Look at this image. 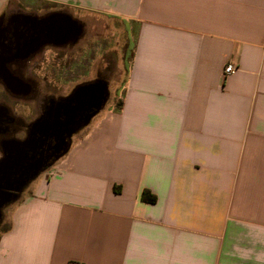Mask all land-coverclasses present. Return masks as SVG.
Masks as SVG:
<instances>
[{"label": "crops", "instance_id": "1", "mask_svg": "<svg viewBox=\"0 0 264 264\" xmlns=\"http://www.w3.org/2000/svg\"><path fill=\"white\" fill-rule=\"evenodd\" d=\"M22 1L134 37L120 107L9 202L0 264H264V0H0V18Z\"/></svg>", "mask_w": 264, "mask_h": 264}, {"label": "water", "instance_id": "2", "mask_svg": "<svg viewBox=\"0 0 264 264\" xmlns=\"http://www.w3.org/2000/svg\"><path fill=\"white\" fill-rule=\"evenodd\" d=\"M13 21L15 41L19 43L22 40L27 49L20 50L15 46V51L12 52L10 43L5 44L1 40V62L9 61L13 57H24L50 39L75 41L82 33L81 24L62 12L50 13L42 19L29 14H19L13 17ZM6 31L0 29L1 39ZM106 98L105 82L79 84L69 95L50 102L43 115L31 124L27 139L11 140L4 146L5 151L0 159V208L15 200L17 193L51 163L48 162L49 158L40 156L47 138L54 136L59 141L53 152L54 160L67 150L66 139L87 122ZM90 107H94L95 111L86 113Z\"/></svg>", "mask_w": 264, "mask_h": 264}, {"label": "rangeland", "instance_id": "3", "mask_svg": "<svg viewBox=\"0 0 264 264\" xmlns=\"http://www.w3.org/2000/svg\"><path fill=\"white\" fill-rule=\"evenodd\" d=\"M16 6L22 11L34 13H41L50 7L47 4H28L24 1ZM79 22L82 33L73 45L62 52L55 51L58 55H55L53 51H46L43 55L44 62L39 65L35 62L39 94L16 98L0 83V104L28 120L39 111L41 97L44 94H50L54 98L67 96L75 86L91 81L95 73L101 72L108 90L105 104L107 108H113L117 97L121 95V87L125 81L130 59L131 40L134 36L128 37L122 23L118 20L102 16H87ZM52 59H57L63 64V77L60 81H54L51 77L54 72L48 64ZM43 75L47 76L46 79L42 77ZM87 122L82 126L83 128L86 127ZM1 153L0 147V155ZM10 204L0 209V233L8 225Z\"/></svg>", "mask_w": 264, "mask_h": 264}, {"label": "flooded vegetation", "instance_id": "4", "mask_svg": "<svg viewBox=\"0 0 264 264\" xmlns=\"http://www.w3.org/2000/svg\"><path fill=\"white\" fill-rule=\"evenodd\" d=\"M19 14H29L35 16L38 19H42L46 17V15L50 14V12L34 13L17 9L15 11L5 13L0 18V29L7 30L6 33H4V37L2 39L0 38V41L3 40L5 44L10 43L11 47H13L12 52L15 51V46H17L20 50L27 49V46L23 43L22 40L19 43H16L15 41V22L13 21V17ZM74 42L75 41H71L68 39H66L65 42L53 41L52 39H50L49 41L43 43L39 48L29 52L24 57H13L11 60L6 62H1L0 60V83H2L4 88L16 98H23L28 95L36 96L37 94H39V89L36 85L38 75L35 72L37 68H34L35 62H37V65H39L41 62H44L45 59L43 58V55L46 51H53L55 55H58V52L55 51L59 50L62 52L64 49L73 45ZM1 51L2 49L0 47V53ZM48 65L51 71L54 72V74L51 75L53 80H62V62H59L57 59H52ZM42 77L46 79L47 76L43 75ZM97 81L101 83L106 82L101 72L95 73L94 78L91 81H86L84 83H94ZM61 97L64 96L54 98L50 94H44L41 97L42 101L40 102L41 106L39 111L35 114L34 117L28 120L24 119L18 114L11 112L5 105L0 104V147L2 150L0 159L3 157V153L5 151L4 146H6V144L11 140L27 139L31 124L43 115L46 107L52 100H56ZM94 111L95 108L90 107L86 111V113H93ZM66 141L68 142V138L66 139ZM58 142L59 141L58 139H56V137H48L46 144L42 147V154L40 156L43 158H49L48 162H52L53 152ZM6 191L11 192L12 194H16L14 191ZM21 191L17 193L18 196Z\"/></svg>", "mask_w": 264, "mask_h": 264}, {"label": "trees", "instance_id": "5", "mask_svg": "<svg viewBox=\"0 0 264 264\" xmlns=\"http://www.w3.org/2000/svg\"><path fill=\"white\" fill-rule=\"evenodd\" d=\"M120 105H121V100L118 99L116 101V107L119 108ZM141 199H142V201L147 202V203H154L156 200L155 196L153 194H151L150 191L147 189L142 190Z\"/></svg>", "mask_w": 264, "mask_h": 264}, {"label": "built area", "instance_id": "6", "mask_svg": "<svg viewBox=\"0 0 264 264\" xmlns=\"http://www.w3.org/2000/svg\"><path fill=\"white\" fill-rule=\"evenodd\" d=\"M235 70V65L233 63H227L224 67V70H223V75H227V74H231L233 73Z\"/></svg>", "mask_w": 264, "mask_h": 264}]
</instances>
